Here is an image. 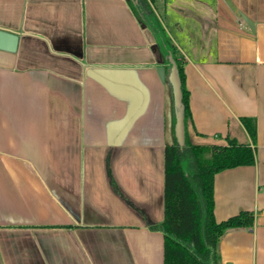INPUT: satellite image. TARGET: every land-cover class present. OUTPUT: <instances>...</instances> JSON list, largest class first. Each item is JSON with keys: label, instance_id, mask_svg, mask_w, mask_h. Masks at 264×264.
<instances>
[{"label": "crops", "instance_id": "0c3cea01", "mask_svg": "<svg viewBox=\"0 0 264 264\" xmlns=\"http://www.w3.org/2000/svg\"><path fill=\"white\" fill-rule=\"evenodd\" d=\"M147 1L181 62L189 141L254 151L214 176L217 223L254 214L219 264H264V0ZM0 28L18 35L0 50V264H163L149 226L174 111L151 30L127 0H0Z\"/></svg>", "mask_w": 264, "mask_h": 264}, {"label": "trees", "instance_id": "16d2710c", "mask_svg": "<svg viewBox=\"0 0 264 264\" xmlns=\"http://www.w3.org/2000/svg\"><path fill=\"white\" fill-rule=\"evenodd\" d=\"M136 16L151 30L164 53H171L181 81L185 145L173 143L164 149L163 220L150 225L163 235V264H219L218 244L227 230L250 228L254 214L242 211L217 223L214 218V176L226 169L249 166L255 162L254 151L248 145L228 139L227 145H195L186 133L190 116L189 95L184 84L181 62L176 50L160 25L147 0H127ZM168 64V62L166 61ZM170 68V65H167ZM242 123L252 141L255 132L249 119ZM109 184L122 197L108 167Z\"/></svg>", "mask_w": 264, "mask_h": 264}, {"label": "water", "instance_id": "95a60500", "mask_svg": "<svg viewBox=\"0 0 264 264\" xmlns=\"http://www.w3.org/2000/svg\"><path fill=\"white\" fill-rule=\"evenodd\" d=\"M249 25V23L246 21ZM18 35L12 31L0 28V50L7 52H14L17 46ZM166 60L170 65L168 78L172 87V102L174 111V125L173 134L176 145L181 149L185 145V127H184V115L183 105L181 103V81L179 78L178 69L176 63L171 55L167 53L165 59L160 58L158 61L159 66L156 71L160 80L164 79V67L161 65Z\"/></svg>", "mask_w": 264, "mask_h": 264}]
</instances>
